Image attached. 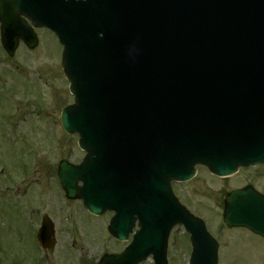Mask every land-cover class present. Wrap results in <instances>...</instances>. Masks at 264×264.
<instances>
[{
    "label": "water",
    "instance_id": "obj_1",
    "mask_svg": "<svg viewBox=\"0 0 264 264\" xmlns=\"http://www.w3.org/2000/svg\"><path fill=\"white\" fill-rule=\"evenodd\" d=\"M159 1H79L67 24L49 26L64 47L61 67L75 101L60 123L79 134L87 153L79 166L61 162L58 180L90 213L114 211L109 230L118 240L135 216L141 227L122 255L101 264H137L149 255L167 264L175 224L190 233L189 264H216V243L179 207L169 181L191 179L197 163L228 176L264 159V103L252 105L264 97V0ZM3 26L10 53L17 36L35 44L20 21ZM222 222L264 237V198L234 191ZM53 233L44 217L43 248L53 249Z\"/></svg>",
    "mask_w": 264,
    "mask_h": 264
},
{
    "label": "rangeland",
    "instance_id": "obj_2",
    "mask_svg": "<svg viewBox=\"0 0 264 264\" xmlns=\"http://www.w3.org/2000/svg\"><path fill=\"white\" fill-rule=\"evenodd\" d=\"M37 32L43 43L20 49L13 58L0 46V264L40 261L32 235L35 213L54 223L56 246L48 252V264H97L103 255L120 253L125 243L107 232L111 214L88 215L59 188L58 163L76 164L84 153L78 137L66 135L59 123L60 111L73 104L60 69V47L54 37L43 39L44 31ZM196 171L190 182L173 185L174 194L204 220L218 244L217 264H264L263 238L221 223L227 193L251 186L264 194V163L229 178H217L201 166ZM168 245V264H187L191 248L182 228L171 231Z\"/></svg>",
    "mask_w": 264,
    "mask_h": 264
},
{
    "label": "flooded vegetation",
    "instance_id": "obj_3",
    "mask_svg": "<svg viewBox=\"0 0 264 264\" xmlns=\"http://www.w3.org/2000/svg\"><path fill=\"white\" fill-rule=\"evenodd\" d=\"M1 1H5V0H0V2ZM25 22H27V24L28 25H30V22L26 19V18H24V17H21ZM39 29H35L34 31H35V33H36V36H37V38H38V46L41 44V43H43V41L40 39V37L38 36V31ZM40 30H42V31H44V32H42V37H43V39H44V36L45 35H47L48 36V34L50 35V37L52 36L51 35V33L49 32V31H47V30H44V29H40ZM44 33V34H43ZM41 42V43H40ZM20 49H24V50H27V48H26V46L22 43V42H20L19 43V46H18V48H17V51H19ZM12 206H17L16 205V203H13V205ZM20 213V212H19ZM40 217L38 218V214H33V215H31V219H32V221H33V224H32V231L33 232H35L36 233V231H37V229H38V227H39V225H41V221H42V217H43V215H39ZM38 219H39V221H38ZM32 235H33V233H32ZM74 242H75V239H74V241L72 242V244H71V248H73L74 249ZM36 242H35V239H34V244H35ZM37 247H38V245L37 244H35ZM40 247H38V250L39 251H41V253H42V255H43V258L42 259H40V261L38 262L39 264H48V262H47V259H48V251H43V250H40L39 249ZM32 263H34V264H38L37 262H32ZM15 264H22V262H16ZM82 264H89L88 262H82ZM90 264H92V263H90Z\"/></svg>",
    "mask_w": 264,
    "mask_h": 264
}]
</instances>
